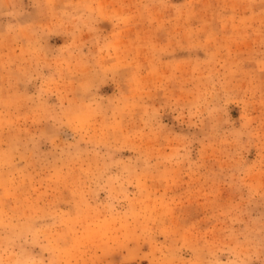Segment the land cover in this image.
<instances>
[{
    "label": "rangeland",
    "instance_id": "1",
    "mask_svg": "<svg viewBox=\"0 0 264 264\" xmlns=\"http://www.w3.org/2000/svg\"><path fill=\"white\" fill-rule=\"evenodd\" d=\"M0 264H264V0H0Z\"/></svg>",
    "mask_w": 264,
    "mask_h": 264
}]
</instances>
